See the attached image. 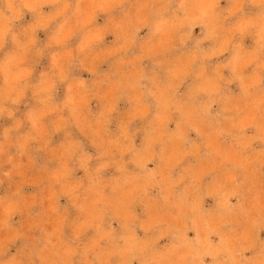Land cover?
Masks as SVG:
<instances>
[{
	"label": "clouds",
	"instance_id": "clouds-1",
	"mask_svg": "<svg viewBox=\"0 0 264 264\" xmlns=\"http://www.w3.org/2000/svg\"><path fill=\"white\" fill-rule=\"evenodd\" d=\"M0 264H264V0H0Z\"/></svg>",
	"mask_w": 264,
	"mask_h": 264
}]
</instances>
